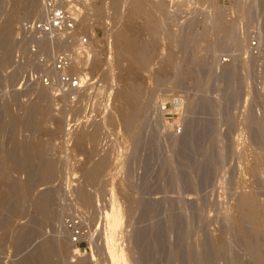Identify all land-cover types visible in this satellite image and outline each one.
Instances as JSON below:
<instances>
[{
    "label": "rangeland",
    "instance_id": "1",
    "mask_svg": "<svg viewBox=\"0 0 264 264\" xmlns=\"http://www.w3.org/2000/svg\"><path fill=\"white\" fill-rule=\"evenodd\" d=\"M116 1H92L78 27L100 34L109 8L113 60L90 45L97 55L73 63L115 81L110 107L68 129L49 87H17L26 76L13 67L19 25L40 0H0V264H114L111 251L122 264H264V74L245 61L223 70L213 58L233 41L231 24L227 38L213 26L217 13L230 20L221 0L199 17L185 1L178 9L170 0ZM204 24L214 31L196 46ZM177 31L180 48L170 40ZM177 120L180 135L171 128Z\"/></svg>",
    "mask_w": 264,
    "mask_h": 264
},
{
    "label": "built area",
    "instance_id": "2",
    "mask_svg": "<svg viewBox=\"0 0 264 264\" xmlns=\"http://www.w3.org/2000/svg\"><path fill=\"white\" fill-rule=\"evenodd\" d=\"M92 1L94 0H40L38 12L21 21L20 41L13 54L14 69L26 75L19 79L17 87L24 89L34 80L50 86L52 104L56 109L65 110L68 129H72L81 119L86 121L101 118L108 111L111 100L97 103L94 89L98 85H104L109 90L116 84L112 78L107 80L106 77H100L99 73H93L86 65L82 68L72 67L74 53L80 51L83 56L90 45L108 62L114 58L113 31L117 24L109 8L105 10L108 12L98 26L100 34L94 26L93 36L77 27ZM182 1L187 3L194 17H199L201 13L204 15L201 0H170L171 8L178 9L184 3ZM221 1L219 4L222 11L233 20L236 38L235 43H224L223 48L213 53V58L223 70L245 61L252 71L264 74V0ZM238 2L244 5L242 10L237 9ZM106 65L105 63L104 69H107ZM82 91L86 94L81 98ZM80 99L84 108L82 107V113L76 114L74 110L78 108L76 105ZM173 102L174 105L180 103L179 99ZM159 107L165 119V115L170 112L168 102L160 101ZM76 115L79 117L76 118ZM171 128L173 134L180 135L184 131V124L177 120L172 123ZM69 225L72 227L71 239L79 241L82 225L78 220Z\"/></svg>",
    "mask_w": 264,
    "mask_h": 264
},
{
    "label": "bare ground",
    "instance_id": "3",
    "mask_svg": "<svg viewBox=\"0 0 264 264\" xmlns=\"http://www.w3.org/2000/svg\"><path fill=\"white\" fill-rule=\"evenodd\" d=\"M139 1V0H138ZM31 2V1H30ZM112 2H117L116 0H112ZM143 2V1H142ZM212 1L211 0H201L200 1V6H202V7H204V9H206L207 8V11H205V12H209V14H210V5H212V3H211ZM33 3V1L31 2V4ZM144 3V2H143ZM134 4V3H133ZM218 6H219V8H220V4H218ZM162 7V6H161ZM243 7H244V5L243 4H241V2H238V4H237V9H239V10H242L243 9ZM134 8V7H133ZM136 8V7H135ZM212 10V9H211ZM220 10H221V8H220ZM131 11V10H130ZM86 13V11L84 12V14ZM212 13V12H211ZM83 14V17L81 18V22H79V24H78V26L77 27H83L84 25H87L88 24V19H89V16L90 15H88V14H86V16ZM211 15V14H210ZM213 16V15H212ZM205 17V16H204ZM208 17H209V15H208ZM91 18V17H90ZM206 19H207V16H206ZM211 19V18H210ZM91 20V19H90ZM89 20V21H90ZM231 20V21H230ZM230 20H228V22H226V21H222V17L220 16V14L219 13H217V15H214L213 16V22H214V28H215V30L217 29L218 31H220V32H222L223 34H225L224 36L227 38V36H229V34H231L230 33V27L231 28H233V41H232V43H235V38H236V36H235V34H234V23H233V20L230 18ZM93 21H94V19H93ZM91 22H92V20H91ZM208 22H211V20L210 21H208L207 20V22H205L204 21V23L205 24H208ZM212 23V22H211ZM210 23V24H211ZM82 24V25H81ZM150 24V23H149ZM204 24V25H205ZM209 24V25H210ZM230 24H231V26H230ZM152 25V24H151ZM155 26H156V24H155ZM213 26H210V27H213ZM209 26H204V30H202L201 32H196L197 33V37L196 38H194L195 37V35H194V37L192 36V40H194V41H192V42H194L195 43V45L197 46H199V42H200V40H202L203 39V42L202 43H204V40L207 38V33H208V31H210L212 28H208ZM5 28V27H4ZM79 29V28H78ZM155 29V28H154ZM153 29V30H154ZM4 30V29H3ZM3 30H2V32H3ZM232 30V29H231ZM176 31V30H175ZM179 31V30H178ZM177 31V33H176V37H173L172 39L170 38V40L171 41H173V39H174V41H173V45H174V48H178L179 46L178 45H180L179 44V39H180V34H179V32ZM212 32L214 31V30H211ZM6 32V36L9 38V35L10 34H12L11 33V29L9 28V26H7L6 25V30H4V33ZM217 32V31H216ZM215 32V33H216ZM114 33H115V30L113 31V44H114V42H115V35H114ZM194 34H195V32H193ZM218 33V32H217ZM226 33H229V34H226ZM173 35H174V33H173ZM227 35V36H226ZM215 36V35H214ZM216 36H218V35H216ZM220 36V35H219ZM219 36H218V38H219ZM11 37H13V35H11ZM231 37V36H230ZM198 38V39H197ZM217 38V37H216ZM222 38V37H221ZM224 38V37H223ZM11 39V38H10ZM184 39V38H183ZM220 39V38H219ZM219 39H217V40H219ZM225 39V38H224ZM224 39H223V41H224ZM9 40V39H8ZM209 40V39H208ZM216 40V41H217ZM119 40H118V38H117V36H116V43L118 42ZM208 42V41H207ZM219 42V41H218ZM226 42H229V41H226ZM191 43V42H190ZM201 43V42H200ZM192 45V44H191ZM194 45V44H193ZM194 45V46H195ZM202 45V44H201ZM204 45H205V43H204ZM6 46V45H5ZM122 46V45H121ZM193 46V47H194ZM187 47V46H186ZM125 48V47H124ZM180 48V47H179ZM195 48V47H194ZM140 49V48H139ZM199 49V48H198ZM134 50V49H133ZM141 50V49H140ZM144 50H145V48H144ZM146 51V50H145ZM179 51V50H178ZM125 52H126V50H125ZM129 52V51H128ZM197 52H199V51H197ZM138 53H140V52H138ZM142 53V52H141ZM144 54L146 53V52H143ZM178 53V52H177ZM78 54H80V51L79 52H75L74 53V56H73V63L75 64V60H77L79 57H78ZM89 54H91V56L93 57V55H97L96 54V52L95 51H93L92 49H91V46H89V47H87V51H86V53H83L82 55L83 56H81V57H84V59H85V56H89ZM183 54V53H182ZM181 54V55H182ZM81 55V54H80ZM126 55L131 59L132 57L130 56V55H128L127 53H126ZM137 56V55H136ZM142 56H144L145 57V55H142ZM194 57H197L198 56V54H196V55H193ZM135 57V56H134ZM133 57V58H134ZM144 57H142V58H144ZM132 58V59H133ZM136 58V57H135ZM141 58V59H142ZM146 58H147V55H146V57H145V60H146ZM172 58V57H171ZM175 58V57H174ZM193 58V57H192ZM97 60V59H96ZM133 60H138V58L137 59H133ZM140 60V59H139ZM143 60V59H142ZM148 60V59H147ZM194 60H195V58H194ZM105 62H107V63H109V62H111V61H107L106 59H105ZM174 62V61H173ZM73 63H72V67H76V68H82L81 66H79V65H76V66H73ZM132 63H134V62H132ZM77 64H79V63H77ZM138 73V72H137ZM190 73V72H189ZM195 73H196V71H195ZM197 74V73H196ZM43 84V83H42ZM45 85V84H44ZM47 87H49L50 88V86H48V85H46ZM101 86V85H100ZM113 89H114V87L112 86V89H109V91L108 92H105V91H103L102 93H101V91H102V88H99V85L98 86H96V88L94 89V94H95V90H96V96L98 95H102L103 96V100H100V102H102V101H105L106 99H108V100H111V96H112V93H113ZM83 92V91H82ZM81 92V94H80V97L82 98V95H84V94H86V93H82ZM43 93V89L41 88H39V94L38 95H40V94H42ZM48 93V92H47ZM45 94V93H44ZM128 94V93H127ZM127 94H123V95H127ZM130 95L132 94V93H129ZM134 94V93H133ZM38 95H37V97H38ZM138 95H140V94H138ZM137 94H135V96H138ZM135 96L133 97V99H135ZM39 97H43V95H41V96H39ZM122 97V96H121ZM126 97V96H125ZM125 97H123V98H125ZM131 98V97H130ZM130 98H127L128 100L127 101H129V99ZM144 98V97H143ZM143 98L142 99H140L141 100V102H142V100H143ZM39 98H37V101H39L38 100ZM145 100H146V98H144ZM43 100V99H42ZM81 100L82 99H80L79 100V103H78V105L80 104V102H81ZM136 100V99H135ZM138 100H139V98H138ZM145 100L143 101V102H145ZM125 101H126V99H125ZM131 101V100H130ZM133 101V100H132ZM131 101V102H132ZM131 102H130V105H134V104H131ZM139 102V101H138ZM137 102V103H138ZM142 102V104H143V106H145V103H143ZM41 103V102H40ZM133 103V102H132ZM135 103V102H134ZM136 103V106L137 105H140V107L142 108V106H141V104H137ZM75 104V103H74ZM74 104H72V105H74ZM110 104V103H109ZM40 105V104H39ZM78 105H76V106H78ZM34 106V105H33ZM147 106H149V105H147ZM138 107V106H137ZM139 108V107H138ZM146 108V107H145ZM137 108H135V110H136ZM135 110L133 111V108H132V111L133 112H135ZM139 109H137V111H138ZM142 110V109H141ZM136 111V112H137ZM140 111V110H139ZM138 111V112H139ZM141 112V111H140ZM144 113V112H143ZM133 114V113H132ZM135 114V113H134ZM131 117V116H130ZM133 117V116H132ZM131 117V118H132ZM89 119H87L86 121H88ZM130 121V120H129ZM68 122V121H67ZM262 125V124H261ZM16 160V159H15ZM14 163V162H13ZM15 164H17V163H15ZM18 164H19V162H18ZM51 164V163H50ZM102 164H103V162L100 160V161H98L95 165H94V169L92 170L93 171V176H97L98 175V173H99V171L102 169ZM52 165V164H51ZM93 166V165H92ZM47 169H51V167L49 166V167H47ZM53 169V168H52ZM51 169V170H52ZM47 174V173H46ZM51 174V173H50ZM49 178V177H48ZM44 196H42L41 198V200L39 201L40 203H39V205H40V208L42 209V208H46L47 209V207L45 206V207H43L47 202H45V199L43 198ZM47 200V199H46ZM248 200V199H247ZM45 203V204H44ZM248 203V202H247ZM250 204V203H249ZM248 204V205H249ZM243 205H246V204H244L243 203ZM253 207V206H252ZM251 208V207H250ZM43 209V210H44ZM244 209V208H243ZM252 209V208H251ZM246 210V209H245ZM245 212V211H244ZM248 212V211H247ZM251 212V214H252V212L254 213V211L253 210H249V212L248 213H250ZM252 215H254V214H252ZM252 215H249L251 218H252ZM15 227V226H14ZM257 233V232H256ZM48 253V252H47ZM121 256V255H120ZM110 257H111V260H112V262L114 263V264H122V262H121V257H119V256H117V255H115V253L114 252H110ZM45 258V257H44ZM47 258V257H46ZM45 261V260H44Z\"/></svg>",
    "mask_w": 264,
    "mask_h": 264
}]
</instances>
